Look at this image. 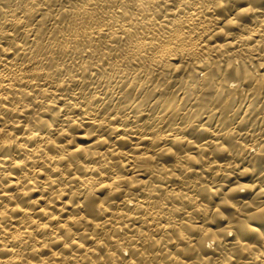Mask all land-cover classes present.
Here are the masks:
<instances>
[{"label":"bare ground","instance_id":"bare-ground-1","mask_svg":"<svg viewBox=\"0 0 264 264\" xmlns=\"http://www.w3.org/2000/svg\"><path fill=\"white\" fill-rule=\"evenodd\" d=\"M213 2H0V128L6 127L0 133V241L15 249L0 258L15 256L13 264H192L191 254L180 251L183 243L177 246L178 232L195 243L207 228L227 231L228 220L207 224L188 202L196 196L200 208L217 206L219 196L210 202L203 189L185 190L179 173L160 179L146 163L153 127L183 129L193 115L210 129L186 133L197 144H233L223 135L232 128L246 144L264 136V51H251L258 37L244 39L242 29H226L225 19L234 13L207 10ZM244 23L254 27L247 18ZM149 58L171 70L166 83L160 79L165 72L156 78L148 70ZM133 72L147 75L138 80L127 75ZM37 109H43L40 122L34 120ZM67 115L84 118V128L72 130L76 134L109 116L118 117L111 124L119 130L96 129L107 143L78 139L75 153L64 155L65 138L56 137ZM45 140H56L59 157L56 147L44 148ZM205 155L211 157L207 149ZM212 158L219 164L229 159ZM237 162L255 174L240 177L237 169L228 186L264 182V157L244 153ZM193 167L189 184L201 171L199 164ZM204 174L218 184L226 179L207 166ZM247 199L238 195L235 202ZM249 219L264 227V218ZM247 224L235 231L255 244ZM233 239L225 236L215 253L202 255L219 256Z\"/></svg>","mask_w":264,"mask_h":264},{"label":"clouds","instance_id":"clouds-1","mask_svg":"<svg viewBox=\"0 0 264 264\" xmlns=\"http://www.w3.org/2000/svg\"><path fill=\"white\" fill-rule=\"evenodd\" d=\"M2 2V0H0ZM222 9L226 13H234L228 15L225 19V28H239L242 29L244 39H251L258 37L256 43L251 49L252 52L257 50L264 51V0H241V4L234 5L233 0H214L207 10ZM245 18L253 22L254 27L249 28L244 23ZM226 36L232 35L230 31H224ZM8 51L9 49H4ZM180 63H185L186 58L177 53ZM148 70L152 71L156 78H160V72H165V75L161 79V83H166L170 78L171 70H165L162 66L158 65L155 60L148 59ZM251 65V60L248 61ZM175 67V66H173ZM260 65H252L253 70H257ZM130 77L142 80L146 78L147 72H142L138 76L136 73L127 74ZM155 81L153 80V83ZM162 94H164L162 92ZM6 98V97H5ZM43 102V101H41ZM149 103H152L150 100ZM50 105H45V108H50ZM11 111V110H10ZM43 109L35 110L34 120L40 122V117ZM55 113V116H60L61 112ZM118 117L109 116L105 120L97 121L93 120V128L87 131H83L79 134L74 133L73 129L84 128V118L74 117L72 115L64 116V127L58 130L56 140L65 138L63 146L64 155L68 154L69 149L75 153V142L79 140L94 141V146L107 143V140L100 136L96 129H115L111 124V120ZM198 117L194 116L192 119L185 123L183 129H169L162 130V125L154 126L151 135L152 150L151 159L146 163L151 166L152 174L159 176L160 179H166L168 176H175L180 174V178L184 182V189L191 190L193 187L203 189L205 195L209 198V201L216 196L220 197L219 205L206 206L204 208L198 207L200 200L193 196L188 199V202L193 206V213L199 212L204 218L207 224H213L216 222V218H222L228 220L227 231L221 229L219 231H213L210 228L202 231L199 239L193 243L184 235H180L179 232L175 239L177 246L183 243L184 247L180 248V251L190 253L193 257L192 264H239L240 260H244L245 264H264V227H260L249 218H264V182H248L244 180H237L233 185L228 186L227 181L233 178L234 171L239 169V176H251L254 175V170L251 167H242L237 160L243 156L244 153H248L250 156L264 157V136L260 139L254 140L251 144L244 143L240 136L242 133L236 131L235 128L228 130L223 135L234 138L233 144H224L220 141H215L207 145L197 144L195 139H190L186 133L196 129L200 133L210 131L209 128L199 125L197 121ZM4 120L3 114H0V121ZM31 127V125H26ZM0 133L6 134V127L0 128ZM53 141L52 145H49L47 140L44 142V148L56 147L58 149L57 156L59 157L60 145ZM211 153V157L205 155V150ZM239 151V156L237 155ZM82 154V153H81ZM227 155L229 159L223 164L216 163L212 157L216 155ZM171 157V161L165 164V158ZM144 164L145 161H141ZM199 164L201 171L197 174V178L188 183L191 175L195 172L194 165ZM207 166V171L212 173L213 176H224L226 179L223 184H218L214 179H209L204 174V169ZM2 167V165H0ZM215 169V171H214ZM96 184L92 186V198H95ZM227 188V191L224 189ZM248 194V199L245 200L244 205H237L235 198L238 195ZM186 197L182 196L181 200ZM246 205V206H245ZM232 208L236 210L235 215L225 214L221 211V208ZM247 220L248 224L244 225L245 229L254 234L257 237V243L250 244L243 236L237 231L236 227L243 225V222ZM181 230L187 232V225L181 226ZM225 236H232L234 239L232 244L227 249L223 250L219 256H204L202 253L205 251H211L215 253L217 246L221 244ZM3 243V247H0V253L3 252H15L14 248L8 247V241H0ZM166 257V259H169ZM15 256L8 259L0 258V264H13ZM143 264V261L141 262Z\"/></svg>","mask_w":264,"mask_h":264},{"label":"rangeland","instance_id":"rangeland-1","mask_svg":"<svg viewBox=\"0 0 264 264\" xmlns=\"http://www.w3.org/2000/svg\"><path fill=\"white\" fill-rule=\"evenodd\" d=\"M227 213V211H225Z\"/></svg>","mask_w":264,"mask_h":264}]
</instances>
